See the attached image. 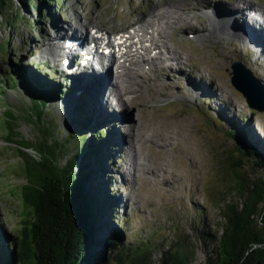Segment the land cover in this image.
I'll return each instance as SVG.
<instances>
[{"label": "rangeland", "instance_id": "rangeland-1", "mask_svg": "<svg viewBox=\"0 0 264 264\" xmlns=\"http://www.w3.org/2000/svg\"><path fill=\"white\" fill-rule=\"evenodd\" d=\"M204 1L200 0V5H203ZM206 1L209 2V5L206 4L193 11L194 26L189 27L185 23L186 28L177 29L175 32V35L184 41V48L189 53L184 58V62H186L183 63L184 74L180 75L179 70L172 67L165 66L161 70L155 71L151 64L147 63L145 66L148 72L146 78L157 77V73L162 71L164 75L168 76L167 81L171 82L173 85H171V89L174 91L170 98L159 95L155 99H150V92L145 88L144 93L149 97L147 103L150 107L156 113H160L162 117L163 115H176L181 121L190 120L193 122L192 131L186 129L177 139L172 138L166 150L146 155L147 162L150 159L153 165L155 163L162 164L166 174L176 173L178 175L176 177L174 174L169 184L161 181V176L160 179H155L152 172L148 175L143 174L142 171L134 173L133 169L125 167L122 154L123 150L128 148L125 141L130 137L131 122L123 118V115L127 113L129 116L135 115L136 109L127 103H122L121 106H126L125 111H122L119 104L104 97L106 86H110L109 80L106 86L101 82L102 87L95 83L99 82L102 76L106 78V74L102 73L99 75L100 77L97 75L94 82L87 77L92 89L87 92L83 90L82 86L73 85L74 76L79 81L81 77L89 73L79 66L81 60L76 66H72V61H70L66 67L65 60H61L62 55L59 54L54 60L52 57H45L40 53L41 48L48 49L49 39L56 36L55 32L59 28L64 30V36L60 39L62 43V39H73L70 36L72 29L69 26L70 21L74 19H79V23L85 22L87 26L97 25L112 32H120V30L126 32L133 27L137 16L148 10L153 3H181L184 1L59 0L58 4L52 7L42 6L41 2L38 3L42 6V10L33 2L29 8L24 6L21 0H4L2 2L0 7V60L3 62H0V88L4 87V90L1 92L2 95L0 94V226L6 230H14L20 226L24 214L20 187L27 183V178L24 176L26 170L22 166L26 156H23L20 147L15 142L8 140L4 117L3 120L1 118L2 113L9 108L18 117V120L14 119L17 121L18 127L17 139L23 138L39 142L44 136L41 124L34 119L26 118L25 112L21 109L23 103L25 105L31 103L29 92L19 85L21 84L19 78H16V82L19 81L17 87L8 88L3 76V69H7L17 62H33L41 65L42 72H38L32 64L27 67L32 74L44 76L43 74L51 72L50 77H55L56 81L63 85L64 90L69 92V95L63 94V98L50 99L46 104L44 121L50 123L51 127L55 129L52 139L62 142L72 135L82 134L75 132L77 131L75 129L80 126L74 122V109L80 97L87 93H92L95 90L94 92L99 95L97 105L103 112L110 114L109 124L103 129L109 131L108 138L115 141L116 147L111 151L113 156L110 155L111 160H105L104 168L107 176L97 174L93 184L100 187L101 190L105 180L110 184L109 190L114 193V200L117 203V222H120L127 242L135 243L140 239L153 240L155 243L153 258L156 264H159L162 251L167 249L171 241L175 240L180 233V235L190 237L191 242L194 243L195 259L193 264H206L213 245L209 241H204L201 234L204 233V236L221 235L225 224L223 211L226 202L239 200V196L234 190L229 157L236 158L240 152L235 138L227 132L228 129L244 128L247 139L258 149L256 157L264 158V111L250 107L245 96L233 85L231 81L232 65L235 61H241L263 84L264 72L256 68V62L253 59L256 57L257 51L255 42L251 38L243 35L238 37V41V39L231 40L225 34H219V36L210 34L211 40L206 38L203 44L202 41L193 38L191 32L197 31V28L200 30L202 26L208 28V17L211 18L213 8L219 12V8L222 6L234 7L236 2L239 3V6L252 4L264 7V0ZM189 3L191 0L182 4ZM75 8L79 14L74 11ZM244 10V15L247 13L251 15L255 12ZM18 11H20V17L16 14ZM43 14L48 15L49 18L42 19ZM193 18L191 17L190 20ZM217 27H211V29H219L218 25ZM189 28L193 29L188 30ZM102 30L104 31V29ZM232 47L236 50L231 49ZM223 59L227 63L222 66L220 63ZM47 60H52L57 67ZM69 65L72 68H68ZM82 70L84 71L82 72ZM67 73L70 76H66ZM107 73L110 75L111 70L108 69ZM95 74L98 73L95 72ZM189 79L202 81L207 86L205 94L197 96L194 84L189 83ZM211 91L216 92L218 97L214 96ZM122 113L123 115H121ZM7 116L12 118L10 114ZM154 120L161 121V124L164 125L163 119ZM196 148L199 155L196 154ZM183 149H186L187 152L185 153ZM23 151L32 158L39 159L43 156L34 149H24ZM75 152L76 148L73 147L67 156L60 155V165H65L67 158H71ZM193 153L196 164L189 161V157H193ZM142 161H145L144 157ZM245 161L244 173L248 178L257 179L263 175L262 168L249 159L245 158ZM153 168H155V172L161 173L155 166ZM75 172L76 177L79 178L78 167L75 168Z\"/></svg>", "mask_w": 264, "mask_h": 264}, {"label": "trees", "instance_id": "trees-1", "mask_svg": "<svg viewBox=\"0 0 264 264\" xmlns=\"http://www.w3.org/2000/svg\"><path fill=\"white\" fill-rule=\"evenodd\" d=\"M3 1L0 0V7ZM21 1L27 8L33 2L40 10L43 5L52 7L59 2ZM40 2L42 6L38 5ZM16 14L20 17V11ZM47 18L43 14L42 19ZM30 65L42 72L38 63L17 62L3 69V76L8 88L20 81L19 85L29 92L31 103H23L21 109L26 118L42 126L44 136L35 147L43 158L28 161L29 184L23 190L26 211L20 226L14 230L0 226V264H156L153 240L127 242L117 222V203L108 181L103 182L102 190L93 184L97 174L107 176L105 160H111V151L116 147L115 141L108 138L109 131L104 130L110 114L97 105L99 97L95 90L80 97L74 109V122L80 126L75 132L82 134L59 142L52 139L55 129L44 121L46 104L69 92L55 77H50L51 72L44 76L32 74L27 69ZM87 77L94 82L96 76L86 74L79 81L74 76L73 85L91 91ZM6 113L16 122L14 119L18 117L12 109L7 108ZM227 132L235 138L240 152L239 158L230 163L239 200L226 202L221 235L201 234L204 241L213 245L206 264H264V172L257 179L248 178L240 157L263 170L264 158L256 157L258 149L249 142L244 128ZM73 147L74 155L67 158L65 165H60L59 156H67ZM194 259V243L179 233L162 251L159 264H193Z\"/></svg>", "mask_w": 264, "mask_h": 264}, {"label": "bare ground", "instance_id": "bare-ground-1", "mask_svg": "<svg viewBox=\"0 0 264 264\" xmlns=\"http://www.w3.org/2000/svg\"><path fill=\"white\" fill-rule=\"evenodd\" d=\"M183 1L187 2V0ZM184 2L153 3L148 10L141 12L137 16L136 20L133 22V27L129 31H126L128 34L116 32L117 34L114 40L109 38L108 42L104 43V39L106 40L108 37V32H105L103 35H99L98 32H92L91 37V43L95 42L96 46L98 45L99 47L104 45L103 48L114 47V43L117 44L115 40L119 39V44L117 45L122 46L125 50L124 56L116 60H113L114 54H112L108 60H105L102 55L95 57L93 60L99 65V68L96 67V71L89 72L96 77L97 75H102V73L106 74V78L102 76L100 81L95 83L102 87L103 84H101V82L105 83L106 86L109 80L110 86H106L108 89L106 88L104 92L105 98H109L113 100V103L119 105L127 103L136 109L135 113L137 115L129 116L128 113L125 115H123V113L121 114L123 118L131 122L129 131L130 137L128 140L125 139L128 148L126 147L122 154L123 162L126 164L125 167L133 169L134 173L142 171L143 174L148 175V173L150 174L152 172L155 179H160L161 176V181L168 184L170 183L169 181H171V177H174V174L176 177H178V175H176V173L170 175L166 174L162 164L155 163V165H153L149 159L150 165L149 162L146 161V155H151V153L155 151L160 152L166 150L172 138L177 139L186 129L191 130L193 122L190 120L181 121L176 115H163L162 117L160 113H156V111L150 107L147 103L149 97L150 99H155L157 96L163 95L170 98L174 91L171 89V82L169 80L167 81L168 76L164 75L162 71L157 73V77H153L154 80L153 78H146L148 72L145 66L147 63L151 64L155 71L158 69L161 70L165 66L172 67L179 70L180 75L184 74L183 63H186L184 62V58L189 53L184 48V41L179 39L175 35V32L177 29L186 28L184 25L185 23H187L189 27L194 26L193 11L195 9H200L206 4L209 5V2L206 0L203 5H200V0H191V3L187 5H183L182 3ZM234 5L236 6L218 7L219 12L217 9L213 8L214 10L211 18L208 17V28L202 26L200 30L197 28V31L191 32V34L194 36L193 38H197L202 41L203 44L206 38L210 39V34L214 36L225 34L229 36L231 40L238 39V41V37H242L243 35L251 38L252 41L255 42L254 45L257 51L256 57L253 59L256 62V68L264 72V7L254 6L252 4L239 6L237 2L234 3ZM244 9L255 12L252 13L253 15H249V13L244 15ZM74 11L76 13L78 12L76 8ZM77 14H79V12ZM248 15L250 16L249 19ZM191 17L193 18L192 20H190ZM78 21L79 19L70 21L69 27L72 29L70 36L75 39L71 45L60 41L64 36V30L59 28L55 32L56 36H53V39H49L48 49L41 48L40 54L45 57H52L54 60L56 56L60 54L62 55L61 60H65L64 65L66 67L70 61H72V66H76L79 60H81L79 66L84 68V70L86 67L93 66L94 63L91 61V58L85 57L87 53L96 56V54L90 52V50L87 51L88 38H90V32L88 31L89 26H87L85 22L79 23ZM217 25L219 29H211V27H217ZM96 26L97 25H93L91 27ZM193 28H189L188 30ZM182 31L185 32L186 30ZM118 34H120V37H118ZM231 49L236 50V48L233 47ZM73 51H76L77 55H72L71 52ZM97 52L100 53L98 50ZM212 63H215V61H212ZM226 63V60L223 59L220 64L223 66V64ZM72 66L69 65L68 68H72ZM108 69L109 71L111 70L110 75L107 73ZM84 70H82V72ZM95 72L98 74H95ZM188 81L194 84L193 87L197 96H202V94H205L207 91V86L204 85L202 81L192 79ZM145 88L150 92L149 97L144 93ZM211 92L214 96L218 97L216 92ZM120 108L122 111H125L126 106L120 105ZM159 118L163 119L162 123H164V125L161 124V121L154 120ZM184 152L186 153L187 150L185 149ZM198 153L197 149L196 154ZM194 155L193 153V157H189V161L196 164ZM143 157L145 161H142ZM154 166L158 168L161 173L155 172Z\"/></svg>", "mask_w": 264, "mask_h": 264}, {"label": "water", "instance_id": "water-1", "mask_svg": "<svg viewBox=\"0 0 264 264\" xmlns=\"http://www.w3.org/2000/svg\"><path fill=\"white\" fill-rule=\"evenodd\" d=\"M232 67H233V76L231 78V81L233 85L236 87V89H238L245 96L250 107L260 110V111H264V84L262 83V81L258 77H256L253 74V72L248 67H246V65L243 64L241 61H235ZM3 117H4V120H3ZM1 118L6 124V132H7L6 136L8 140L10 142H15L20 147V151L23 154V156L24 157L26 156L25 161L22 164L25 170L27 169L29 160L33 159V160L41 161L43 157L39 159H37L36 157L32 158V157H29L25 151H23L24 149L25 150L34 149L37 152H40L35 147V144H37L38 142H32L27 139L25 140L23 138H21L20 140L17 139V134H18V131H17L18 127L16 125L17 121L13 122L12 119L9 116H7L6 111L2 113ZM29 143H32V145L30 144L28 146ZM239 156L236 158H233V156H230L229 162L230 163L233 162L235 159L239 158ZM240 159L244 162L245 164L244 167H245L246 166L245 157L244 158L240 157ZM230 163H229V166H230ZM24 176L27 178V174H24ZM28 184L29 182L27 179V183H25V185L20 187L21 193H22L21 202L23 203V213L24 211H26V208L24 206L23 190H24V187L27 186Z\"/></svg>", "mask_w": 264, "mask_h": 264}]
</instances>
